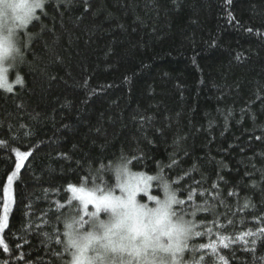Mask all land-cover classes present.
Returning a JSON list of instances; mask_svg holds the SVG:
<instances>
[{"label": "trees", "instance_id": "16d2710c", "mask_svg": "<svg viewBox=\"0 0 264 264\" xmlns=\"http://www.w3.org/2000/svg\"><path fill=\"white\" fill-rule=\"evenodd\" d=\"M44 2L17 29L23 84L0 89V214L17 173L0 264H68L67 185L122 157L180 189L184 213L208 208L188 264H264V0Z\"/></svg>", "mask_w": 264, "mask_h": 264}, {"label": "snow or ice", "instance_id": "6c2138e0", "mask_svg": "<svg viewBox=\"0 0 264 264\" xmlns=\"http://www.w3.org/2000/svg\"><path fill=\"white\" fill-rule=\"evenodd\" d=\"M44 6V0H0V89L11 92L12 83L23 84L19 75L14 81L9 80V69L16 67L17 58L23 59V52L17 45V29L38 20L36 10H42ZM16 155L18 161H22L29 153L16 150ZM130 163L122 157L121 163L115 166L101 164L97 170L100 175L87 183L67 185L71 199L78 201L79 208L77 215L64 223L63 241L57 238L70 254L68 264H188L184 257L192 250L191 238L205 235L198 230L201 225L196 222V213L208 211V208L193 205L190 213H184L185 201L179 198L183 195L180 189L174 188L163 175L133 172ZM20 167L18 162L16 169ZM109 173L114 176L115 183L104 179V174ZM16 174L13 171L8 176L3 189L0 229L7 227L10 186ZM153 181L162 187L163 199L150 193ZM141 194L154 206L142 202L138 198ZM187 198H193L191 192ZM227 241V237H221L219 243L227 249ZM0 246L8 250L3 240H0ZM201 247H209L215 252L217 243L213 241Z\"/></svg>", "mask_w": 264, "mask_h": 264}, {"label": "rangeland", "instance_id": "374dc122", "mask_svg": "<svg viewBox=\"0 0 264 264\" xmlns=\"http://www.w3.org/2000/svg\"><path fill=\"white\" fill-rule=\"evenodd\" d=\"M20 30V29H19ZM157 181H153L152 182V187H153V184H155ZM8 183V181H7ZM6 183V184H7ZM152 187L149 189L150 193L154 196H157L158 198L160 199H163L164 198V192H163V189L161 187V193H162V196L160 197L159 195L155 194V193H152ZM117 194H119V192H117ZM138 198H140L142 200V202H148L150 205H153L154 206V203L152 201H147V198L146 197H143L142 194L140 196H138ZM3 201H4V193H3ZM12 207H13V193H12V185L10 186V206H9V212H8V220H9V215H10V212L12 210ZM89 210H91V206H89ZM1 214H3V202H2V206H1ZM85 219H87V217L85 216ZM8 224V222H7ZM5 228L3 229H0V240H3V231H4Z\"/></svg>", "mask_w": 264, "mask_h": 264}]
</instances>
